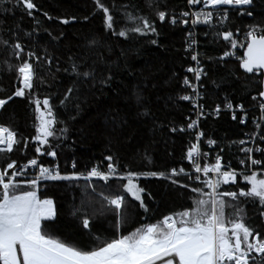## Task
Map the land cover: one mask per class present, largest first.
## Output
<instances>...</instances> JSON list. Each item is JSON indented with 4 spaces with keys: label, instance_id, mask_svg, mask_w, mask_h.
I'll return each instance as SVG.
<instances>
[{
    "label": "trees",
    "instance_id": "obj_1",
    "mask_svg": "<svg viewBox=\"0 0 264 264\" xmlns=\"http://www.w3.org/2000/svg\"><path fill=\"white\" fill-rule=\"evenodd\" d=\"M32 2L36 7L31 10V16L22 3L17 4V0L0 6V99L7 101L0 108V124L19 133L23 140L17 153L0 154V169L12 160L21 165L36 156L35 148L39 142L33 141L32 137L36 135L34 125L38 121L35 104L30 101L38 98L42 107L43 99L48 97L58 120L63 122L58 123L56 128L67 127L68 131L63 134L58 132L57 138H49L50 146L45 145L44 150H55L57 155L55 158L39 156L43 165L51 166L58 162L65 172L88 171L95 165L107 170L105 157L112 156L113 163L123 171H155L166 175L173 168L191 171L192 164L186 154L191 144L197 143L196 131L177 129L188 123L187 115L192 109L190 101L180 99L191 91L184 83L185 78L193 76L187 71L193 64L191 52L186 50L187 29L180 22L171 24L168 16L165 22L157 16L158 11L170 13L187 8V0H102L114 17L116 31L125 23V11L146 17L156 28V33L148 32L147 35L129 33L128 39L112 35L105 28L103 12L97 10L94 0ZM228 8L226 21L215 19L209 25L203 24L198 34V50L206 68L204 102L209 109L216 104L223 106L228 101L253 106L256 103L254 95H259L263 88V76L246 73L240 67L243 57H222L232 46L220 33L227 31L234 34L251 25L264 28V0H254L251 8H247L252 16L240 14L239 8ZM65 19L67 24L61 22ZM33 29L36 31L33 32ZM25 32L32 33V36H26ZM4 40L8 43L4 44ZM92 40L97 42L95 46L89 45ZM152 40L157 43H151ZM15 43H20L23 48V51L16 50L20 51L19 58L13 51ZM29 53L34 55L29 56ZM85 54L88 64L97 61L98 72L107 75L106 69L111 67L114 79L103 88L99 84L92 87L90 81L87 86L80 85L79 92L61 106L60 100L64 98L66 88L75 79L63 70L71 69L73 61L69 57L79 60ZM98 56H103L105 62H99ZM25 59L33 64L36 71L31 98L26 90L25 97L13 96L8 100L16 88L22 86L18 73L9 65L17 66ZM58 68L60 71H57ZM134 93L142 98L139 105ZM77 104L80 106L78 113ZM145 110L148 115H141ZM249 114L244 124L239 115L233 120L227 112H220L218 117L208 114L202 119L205 140H215L214 149L223 155L224 162L230 160L236 165L243 155V146L239 142L253 130V112ZM173 128L177 130L172 131ZM262 132L264 135V127ZM25 138L28 140L26 148ZM262 145L264 147V141ZM258 155L264 166V152ZM73 162L75 170L71 169ZM186 173L195 175L193 172ZM173 178L188 187H180V184L174 185L168 179L157 177H140L136 181L145 189L141 195L149 209L147 212L139 207L138 201L123 193L118 185L126 181H120L115 176L107 184L99 178L90 181L81 178L71 184L66 181H41L38 196L52 199L55 213L51 221L42 222V225L46 223L52 236L89 250L97 243L95 236L103 240L117 235L114 211L107 210L106 205L102 215L98 211L105 203L104 195L126 196L122 210L127 215V223L120 229V234H128L143 224L156 223L166 215L190 209V197L197 195L191 191L192 188L210 191L200 181L190 180L186 175ZM205 179L207 177L204 176L202 180ZM247 187L243 175H239L236 184L230 182L229 185H222L220 190L238 192L240 188L246 190ZM21 190H27V185H23ZM224 199L242 209L241 215L247 226L264 235V218L260 216L264 209L257 202L245 197H238L236 201L230 197ZM77 208L80 211L74 216L72 213ZM225 211L228 219L239 218L234 214V208L229 207ZM84 216L90 220L89 229L83 228Z\"/></svg>",
    "mask_w": 264,
    "mask_h": 264
},
{
    "label": "snow or ice",
    "instance_id": "obj_2",
    "mask_svg": "<svg viewBox=\"0 0 264 264\" xmlns=\"http://www.w3.org/2000/svg\"><path fill=\"white\" fill-rule=\"evenodd\" d=\"M7 2H10V0H0V6ZM253 2L254 0H187L189 5H203L201 11L191 13L193 25L211 24L214 10L217 15L222 11L223 18L226 19L228 9H221L220 6L239 8L240 14L252 16L253 13L247 8H251ZM20 3L28 10L27 14L31 16V10L36 7L32 0H17V4ZM94 3L97 10H102L105 28L111 31L112 35L128 39L129 33L140 35H147L148 32L156 33V28L146 17L135 16L127 11L123 14L124 25L119 31H116L114 29L116 22L113 15L110 14L109 8L105 6L102 0H94ZM241 6H247V8ZM44 15L48 16L47 13H44ZM181 15L187 17L190 13L185 11ZM157 16L161 22L166 21L164 11H158ZM48 18L51 19V17ZM61 22L67 24L68 20L65 19ZM170 22L175 24L177 20L173 17ZM187 22L186 20L180 21V23ZM32 31L35 32L36 29ZM15 35L16 33L13 32V36ZM25 35L32 36V33L25 32ZM49 35L51 34L49 33ZM220 35L223 36L225 41H230L233 48L236 47L237 41L231 39L233 33L226 31L220 33ZM246 41V49L240 67L246 73L264 76V28L251 25L246 33ZM3 43L7 44L8 41L4 40ZM96 43L95 40H92L89 45L95 46ZM151 43L156 44L157 41L152 40ZM16 50L23 51L20 43L13 45L14 54L19 58L20 51ZM231 54L228 51L224 52V56ZM33 55L34 53H29V56ZM123 55L122 50L121 56ZM197 55L193 54L191 58L199 64ZM69 59L73 61L71 69H64L63 71L70 73L75 79L66 88L64 98L60 100L61 106H64L66 101L79 92L80 85L87 86L90 81L92 87L99 84L103 88L109 86L114 79L111 67L106 69L107 75L98 72L97 61L88 64L87 54L79 60H74L72 57H69ZM98 59L99 62H105L103 56H98ZM50 61L51 58H49V63ZM9 68L18 73V79L22 86L17 87L12 96L7 99L11 100L13 96L23 98L26 95V90L31 98V90L34 88V79L36 78L33 64L25 59L17 66L9 65ZM57 71H60V69L58 68ZM188 71L193 72L197 80L203 74V69L189 68ZM184 83L189 85L187 77ZM261 84L264 86V81H261ZM133 95L139 105L142 98L136 93ZM259 96L264 98V90L259 91ZM180 99L187 101L191 97L184 95ZM30 102L35 104L36 120L38 121V124L34 125L36 135L32 137L33 141L39 142L35 152L39 155L55 158L56 151H45L44 146H50V137L57 138L58 132L63 134L68 129L67 127L56 128L58 123L63 122L58 120L53 105L50 103V98L45 97L43 99L42 107L38 98ZM6 103L5 99H0V108H3ZM225 107L230 109L233 105L228 103ZM239 107L243 108L242 105ZM259 107L261 119L264 120V102L260 103ZM79 109L80 106L77 104V113ZM216 111H219V106H217ZM141 115H148L147 110L142 112ZM233 119H236L235 115H233ZM196 123V121H192L187 125V128L192 129ZM241 123H244L243 118H241ZM256 127L259 128L260 125L257 124ZM180 130L183 131L184 129ZM172 131H176V129L173 128ZM202 135L203 133L198 132L196 140L199 141ZM260 139L264 140V136H261ZM20 142L16 138L15 132L6 126L0 125V154L11 153L14 146ZM27 143L28 140L25 138V148ZM212 143L214 141H209V144ZM240 143L245 144L246 141L241 140ZM241 151L247 154L250 166L262 164L261 160L254 159L251 155L254 149L242 148ZM255 151L264 152V149L257 147ZM186 155L195 170L194 176L188 175L184 168L179 170L173 168L167 175L164 172H136L132 170L119 173L113 163L112 156L105 157V160L108 161L106 171H101L94 166L86 175L76 172L62 174L58 166L46 167L43 164H38L36 158L29 159L26 164L19 166L14 160L7 163L6 167L0 170V264H264V235L260 231L247 226L241 215L242 209L224 199V197H230L231 200L236 201L238 197H245L257 202L264 209V174H258L257 171H252L251 174H242L243 180L248 185L246 190L240 188L238 192L221 191L222 185H229L230 182L236 184V170L230 166L222 165L220 156L216 157L214 164L204 163L202 165L199 161L203 156H207V153H201L197 143L191 144ZM240 164H245V160H241ZM29 166L38 168L36 177L27 181L16 180V177L25 175V171ZM72 166L75 168V163ZM9 169L12 170L10 175ZM201 172L207 179L201 180L199 175ZM182 174L190 180L200 181L210 191L205 192L200 187L192 188L191 191L197 195L190 197L192 200L190 209L166 215L156 223L143 224L128 234H120V229L127 223V215L122 210L126 196L122 194L104 195L103 201L105 203L101 205L98 211L102 215L105 211V205L107 210L114 211L116 215L114 228L117 235L113 238L105 237L103 240L100 236H95L94 239L97 243L89 250L79 248L74 244L52 236L47 231L46 223L42 225V222L51 221L55 213L53 200L50 198L41 199L37 194L41 181H66L71 184L81 178L85 181L99 178L107 184L109 179L115 176L120 181H126V183L118 185L123 193L138 201L139 207L147 212L149 209L141 195L145 189L140 187L136 181L140 177H157L168 179L172 184L177 185L180 182L173 177ZM23 185H27V190H21ZM180 187L187 188L188 185L180 184ZM229 207L235 209L234 214L239 217L238 219L230 220L227 218L225 210ZM79 211L80 209L77 208L72 214L75 216ZM260 216L264 218V210L260 212ZM82 225L84 229H89L90 220L87 216L82 217Z\"/></svg>",
    "mask_w": 264,
    "mask_h": 264
},
{
    "label": "built area",
    "instance_id": "obj_3",
    "mask_svg": "<svg viewBox=\"0 0 264 264\" xmlns=\"http://www.w3.org/2000/svg\"><path fill=\"white\" fill-rule=\"evenodd\" d=\"M220 8L221 9L227 8L228 9V13H229L228 6H220ZM202 9H203V5L202 4H196V5H189L188 4L187 8H185V9L172 11L170 13L165 12L166 13V19H167V16H168L169 22L171 21V19L173 17L176 18V20H177L176 23L180 22L181 20L188 21L187 23H181L183 25V27H185L187 29L186 32H187L188 41H187V45H186V50L191 52V57H192L193 54H198L197 55V60L199 61V64H197L196 61H193V64H191L187 68V71H188L189 68L203 69V74L201 75V78L199 80H197L195 78V75H194L193 72H191V73H193L192 78H188L189 85H187V86L191 89V91L186 92L184 95H188V96L191 97V99L188 100V101L191 102L192 109L190 111V114L187 115L188 123L186 125H184V126H180L177 129L180 130V129L183 128L184 129L183 131H191V130L193 131V130H195L196 134L198 132L199 133H203V135L201 136L200 140L197 141V144L199 145L201 153H207V156H203L200 159V161H199L202 165L204 163L212 165V164L215 163L216 157L220 156L221 157V164L225 165V166H230L232 169H235L236 172H237V177L239 175H242V174H251L252 171H257L258 174H264L263 160L258 155L261 151H255V149L257 147H259L260 149H264V147L262 145V142L264 140L260 139L261 136H264L263 132H262L263 125H264V120L261 119V110H260V107H259L260 103L264 102V100L259 95L256 94V95H254L256 103L253 106H246L244 103H241V102L235 104L232 101H228V102H226V104L231 103L233 105V107L230 108V109L225 107L226 104L223 105V106H221L220 104H216L212 109H209V108L206 107V104L204 102L206 85L203 82V78L206 75V68H205L204 62L201 59V56H200V53H199V50H198V34H199V31H200L199 30L200 26H202L203 24L201 23V24L193 25L192 22H191L192 19H193V17L191 16V13L201 11ZM185 11L189 12L190 15L187 16V17L182 16L181 13H183ZM215 19H223V20L226 21L228 19V15H227V18L224 19L222 11H221V13L219 15H217L215 10H214V16H213L212 22ZM247 31H249V28H246L244 30H237L236 32H234L232 38L237 41L236 47H234V48L231 47L230 49H228L227 51L232 53V54L229 55V56H224V54H223L222 55L223 58L238 59L240 57H243L244 51L246 49V43H247V41H246V33H247ZM189 34H191V35H189ZM193 41H194V43H193ZM240 105L243 106L242 109L239 107ZM217 106H219V111H216ZM252 109H255V110L253 111ZM220 112L229 113V115H230V117L232 119H233V115H235V116L239 115L240 116V120H241V118H243L244 123L250 117L249 113L253 112V115L251 116V123L253 125V130L251 132L245 134V136L241 139V140L246 141L245 144H241L240 142L239 143L243 146V148H252V149H254V151H253V153L251 155L253 156L254 159L261 160L262 161L261 165H259V166H250V161L247 160V154L245 152H243V151H242L243 155L238 158V161L236 162V165L233 164L232 161H230V160L227 161V162H224L223 155L220 152L216 151V149H214L215 140L212 139V138H208V139L205 140L204 129L202 128V125H201L202 119L205 118L208 114H211V115H213L215 117H218ZM233 120H235V119H233ZM192 121H196L197 122L196 125L192 129L187 128V125L189 123H191ZM257 124L260 125L259 128L256 127ZM15 134H16V138L20 140V135L17 132H15ZM209 141H214V143L209 144ZM17 145H19V144H17ZM17 145L14 146V149L17 148ZM17 151L13 150L12 152H17ZM39 156H41V155L36 154V156L28 158L22 164H26L27 161L29 159H32V158H36L37 161H38V164H43L41 162V159H40ZM241 160H245V164H240ZM189 162H191V161H189ZM73 163L71 164V169L75 170L73 168V166H72ZM17 166H19V165H17ZM44 166H46V165H44ZM53 166H58L59 170L61 171L62 174H70V173L75 172V171H73V172H65V171H63L62 167L60 166V164L58 162H56L54 165L46 166V167H53ZM92 167H94V166H92ZM95 167H98L101 171H106V170H102L98 165H95ZM117 170H118L119 173L125 172L123 170H120L118 167H117ZM225 170H227V168H225ZM11 171H12L11 169L8 170L9 175H10ZM88 171L76 172V173H83V174L86 175ZM37 172H38V168L37 167L29 166L26 169V171H25V175L18 176L15 179H20V178L33 179V178L36 177ZM186 172H193L195 174V170H194L193 166H192V170L191 171H186ZM199 175L201 176V180H202L204 178L203 172L199 173ZM209 175L211 176L212 174L210 173Z\"/></svg>",
    "mask_w": 264,
    "mask_h": 264
},
{
    "label": "rangeland",
    "instance_id": "obj_4",
    "mask_svg": "<svg viewBox=\"0 0 264 264\" xmlns=\"http://www.w3.org/2000/svg\"><path fill=\"white\" fill-rule=\"evenodd\" d=\"M7 127V126H6ZM10 129V128H9ZM12 130V129H11ZM12 131H14V130H12ZM14 132H16V131H14ZM19 134V133H18ZM20 135V134H19ZM20 143H19V145H17V148L16 149H14V151H17L18 149V151H20V149H21V147H22V145H23V140H22V137L20 136ZM17 151V152H18ZM17 152H14V153H17ZM13 161V160H12ZM15 161V160H14ZM18 165V164H17ZM0 170H2V169H0ZM16 180H18V181H25V180H23V178H20V179H16ZM92 180V179H91ZM38 194V193H37ZM53 208H54V205H53Z\"/></svg>",
    "mask_w": 264,
    "mask_h": 264
},
{
    "label": "water",
    "instance_id": "obj_5",
    "mask_svg": "<svg viewBox=\"0 0 264 264\" xmlns=\"http://www.w3.org/2000/svg\"><path fill=\"white\" fill-rule=\"evenodd\" d=\"M263 81H264V76H263ZM262 90H264V86H263ZM261 98H262V97H261ZM262 99L264 100V98H262Z\"/></svg>",
    "mask_w": 264,
    "mask_h": 264
},
{
    "label": "bare ground",
    "instance_id": "obj_6",
    "mask_svg": "<svg viewBox=\"0 0 264 264\" xmlns=\"http://www.w3.org/2000/svg\"><path fill=\"white\" fill-rule=\"evenodd\" d=\"M264 127V126H263Z\"/></svg>",
    "mask_w": 264,
    "mask_h": 264
}]
</instances>
